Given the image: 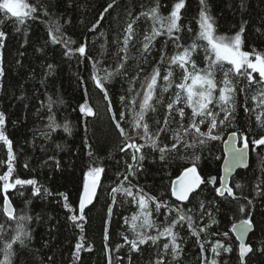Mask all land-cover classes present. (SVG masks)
Wrapping results in <instances>:
<instances>
[{
    "label": "trees",
    "instance_id": "1",
    "mask_svg": "<svg viewBox=\"0 0 264 264\" xmlns=\"http://www.w3.org/2000/svg\"><path fill=\"white\" fill-rule=\"evenodd\" d=\"M34 4L36 0H26ZM47 2V0H46ZM53 5L51 11L59 18L63 25V32L66 37L76 41L69 45L75 49L85 43L88 49V55L94 59H99L100 64L96 66L97 75L102 76L104 70L114 71L120 60L117 55L118 48L122 45L117 43L118 38L126 26L128 19L127 12L131 10L138 14L142 8L146 9L153 5L154 0H50ZM176 0H160L164 5L161 12L167 15L170 8ZM211 14L215 17L218 25V32L233 34L238 30L242 21H247L244 32V49L252 51L255 47L257 51L264 53V0H207ZM109 3L113 7L105 12ZM199 11V0H186V9L182 10L183 24L188 27L198 28L196 17ZM103 15L104 19L100 21L99 27L93 32L89 31L92 24ZM0 11V18H5V23L0 26V30L6 33V39L3 41L5 47L0 49L2 57V66L5 75L0 79V111L6 116L5 134L12 141L15 154L14 178L35 179L37 187L47 188L52 196H44L43 191L40 196H32V186H17L16 190H10L8 193L17 213L26 210L32 217L28 227L32 232V239L28 242L27 249H21L19 244L14 245L16 255L12 258V264H108V255L112 256V264H120L117 256L124 257L123 264H128L127 256L130 245H125L119 253L105 250L104 232L107 227L109 240L107 241L109 249H115L116 245L123 244L124 241L120 233H124L131 238L130 225L131 217L139 213L138 206L131 202L123 204L124 197L117 193V205L113 206V214L110 223L108 220L107 209L112 203L111 188L117 186V173L125 170V161L131 162L130 153L119 151L122 146L121 137L115 125L112 123V113L107 111V103L103 98V93L95 87L90 79L93 72V62L79 56L78 53L71 58L63 55L67 50L62 44H52L48 34L47 24L42 22L47 18L41 16L39 19L29 20L27 25L21 26V31L17 32L13 26L14 18L10 14ZM150 24L143 18L138 22L137 28L139 34L136 36L135 47L130 46V58L125 65L124 71L128 74L126 77L117 75L113 81L107 85L109 97L113 105V112L128 113L125 105L132 98L128 92L130 87L129 79L139 75L149 74L158 59V52L153 50L148 57L147 63L141 62V57L137 49L140 47V41L143 35V29ZM236 27H233V26ZM25 28L27 35H25ZM260 29L257 32V29ZM103 33V35H101ZM156 41L157 48L160 40ZM182 41L187 45L191 42V35L185 31L182 33ZM105 45L101 49V45ZM21 53L23 55H21ZM103 53V55H101ZM200 67L205 66L203 52L195 56ZM48 65H52L49 70ZM139 65V67H138ZM163 74L164 65H161ZM142 68V71L140 70ZM51 71V74H48ZM180 71L177 70L175 78L179 81ZM219 73L217 78L219 79ZM258 76L257 74L254 77ZM83 81V83L81 82ZM163 81L158 82L159 86ZM136 90H140V80L131 85ZM175 88L170 89L164 94V104L172 96ZM61 99L62 104L54 105L53 112L58 123H68L72 129V134L68 135L63 129H58L52 134L51 140L44 139L38 129L47 131L45 125L47 120V109L41 108L42 104H47V97ZM121 96L126 100L122 103ZM252 93H248L247 106L253 108L254 102L251 99ZM24 97V99H19ZM243 103V97H240ZM81 105L91 107L95 113L93 116H87L80 112ZM37 109H41L37 115ZM158 114L162 117L165 111L163 105L158 106ZM187 111L190 112V109ZM260 113L257 109L255 113L245 114L243 107L238 109V115L233 124L219 129L220 140L210 142L202 152L201 160L198 165V172L202 177L221 176V167L223 161V143L226 137L237 132L249 137V144L252 148L251 163L247 170L237 173L232 180V187L239 195L241 190L235 189V184L239 182L243 188V193L248 199L253 200L254 209L252 210V222L254 231L249 237L248 244L253 247V252L246 258V264H264V252L259 251L264 241V196H257L256 192L264 190V145L254 146L251 139H259L264 136V129L257 126L256 115ZM131 116L126 117V121ZM264 120V116H261ZM126 129L129 127L127 122L122 124ZM206 131V126H202ZM163 143L170 144L171 140L162 137ZM56 144L61 145V149L56 148ZM255 149V150H253ZM93 157H89V152ZM146 159L143 161V169L137 174V179L133 183H138L148 195L157 197L160 200L169 203H178L171 196L170 186L190 166L186 159L179 158L180 155L188 156L191 150L182 151L176 157L169 156L167 163L159 160V153H153L147 147L143 149ZM54 157V159H49ZM216 157H219L217 159ZM95 160V163L92 161ZM0 174L7 171V147L0 142ZM59 161V166H56ZM154 161V162H153ZM25 163L28 167L25 168ZM100 166L105 169L101 175L102 185L92 207L85 211V221H76L84 225V232H81L74 222L69 218L72 214L65 207L67 203L71 208L76 209L78 214L79 199L81 198L84 183V174L89 167ZM122 179V177H121ZM0 181V185H2ZM257 183L260 188L257 189ZM204 191L198 199H203L205 203L212 200L219 201L220 211L213 209L217 224H213L210 231L221 233L218 237H211L224 240L223 233L228 232V243L232 245L231 253L222 252L217 257L220 264H238V243L231 233L232 226L246 216L239 212V206L243 203L246 208V200L235 201L231 198L223 199L216 196L211 185H202ZM24 195H19V192ZM135 191V190H134ZM57 193H63L67 196V201ZM2 196H0V223L6 221L3 214ZM31 203L26 204V201ZM193 203H196L193 201ZM154 208V204L149 203V209ZM164 212V209H161ZM129 219V223H124V218ZM153 217L157 223H162L164 216ZM207 220V218H205ZM137 224L140 220L136 221ZM9 222V229L11 228ZM181 236L188 237L184 244L185 255L183 264H200L199 247L196 245L195 237H190L186 229H180ZM11 235V231H9ZM85 237V248H91L90 251L82 250L79 260L73 259L74 246L79 237ZM2 246V245H0ZM207 247V245H206ZM142 253H131L132 264H151L155 259L152 253L154 249L148 245L141 246ZM211 256V253H206ZM51 257V259H49ZM3 260V253L0 252V261Z\"/></svg>",
    "mask_w": 264,
    "mask_h": 264
},
{
    "label": "snow or ice",
    "instance_id": "2",
    "mask_svg": "<svg viewBox=\"0 0 264 264\" xmlns=\"http://www.w3.org/2000/svg\"><path fill=\"white\" fill-rule=\"evenodd\" d=\"M113 3H116V0H113ZM113 3H109L104 11L107 12L112 8ZM163 6L160 0H154L152 6L146 9L142 8L138 14L131 10L127 12L128 19L121 33L122 38L117 40V43L122 45L118 48L117 55L121 53L123 55H120V60L114 71L105 69L104 74L100 76L96 73V66L101 61L87 54L88 49L85 43H81L75 49L69 47L76 41L66 37L59 18L51 11L53 5L50 0L47 2L46 0H36L34 4H30L26 0H0V11L5 14V18H8L7 14H10V18H14L13 26L17 32L21 31V26L27 25L29 20L35 21L43 16L47 18L42 22L47 24L51 43L62 44L67 49L63 55L71 58L72 55L78 53L79 56L93 62L90 79L94 82L95 87L103 93V98L108 101L107 111L112 113V123L121 137L122 146L119 151L128 153L130 149L132 150L130 153L131 162L126 160L125 170L117 173L119 184L111 188L112 203L107 209L108 220L106 223H110L113 206L118 203L117 193L124 197L123 204L129 203L128 198H131V202L138 206L139 213L131 217V238L123 232L120 233L124 243L116 245L115 249H109L107 243L109 232L107 227L105 228L106 252L119 253L125 245H130L127 261L128 264H132L131 253H142L141 246L148 245L154 249L152 255L155 259L151 261V264H183L184 244L187 243L188 237L181 236L180 229H186L190 237L196 238L195 243L200 249L197 257L200 264H220L217 257H220L222 252L231 253L233 249L232 245L227 242L228 232L222 234L224 240L213 241L211 239V237L221 235L219 232L210 231L212 225L218 223L213 209L216 212L220 211L219 201L214 199L205 203L203 199H198L204 191L201 185H211L217 197L231 198L235 201L246 200L247 205L251 206L249 209L243 203L240 204L239 212L246 218L233 225V229L237 232V239L240 240L238 264H246L245 257L254 250L251 245L244 243V238L254 227L251 217L255 206L253 200L248 199L243 193V186L239 182L235 184V189L241 190L237 195L233 187L229 186V179L233 169L246 166L249 137L235 131L231 133L229 140L232 143L228 149L229 159L225 161L223 175L219 178L216 176L202 177L197 168L201 160L199 152H202L210 142L221 139L219 129L235 122L240 107H243L246 115L260 109V113L256 115V121L257 126L264 129V120H261V116H264V53L257 51L255 47L251 52L244 49V32L247 21H242L238 30L231 35L218 32L216 19L211 14L207 0H199V11L195 18L198 28L188 27L182 23L184 19L182 10L186 9V0H176L167 15L161 12ZM243 6L242 0L241 7L243 8ZM5 18H0V26L5 23ZM141 18L150 22L143 29L142 39L139 42L140 47L137 49L141 62L147 63L148 57L152 55L154 49L158 52V59L154 57L156 64L152 71L142 79L139 75L129 79L128 92L132 94V98L125 105L128 113H116L113 112L107 85L117 75L125 77L128 75L124 69L129 59H134L130 55V46H136L134 42L139 34L136 26ZM103 19L104 16L101 15L92 24L89 31L94 32ZM185 31L191 35V42L187 45L182 41V33ZM256 31L259 32L260 29L258 28ZM25 35H27L26 28ZM158 38L163 39L160 40L157 48ZM5 39L6 33L0 30V49L5 47L3 42ZM104 48L105 45L102 44L101 49ZM201 52H203L204 67H200L195 59V56ZM21 55L23 54L21 53ZM161 65L165 66L163 74ZM52 67V65H48L49 70ZM140 70L142 71V68ZM177 70L181 73L179 81L175 78ZM218 73L220 74L219 79L217 78ZM254 73H258V76L254 77ZM48 74H51V71ZM4 75L5 70L2 66V57H0V79ZM137 80H140V90L131 86ZM161 80L163 84L159 86V94H157L158 82ZM81 82L83 83V81ZM172 88H175V91L165 105L164 94ZM249 92L252 93L251 99L255 105L251 109L247 106ZM240 97H243V103L240 102ZM19 99L22 100L24 97ZM120 100L123 103L126 97L121 96ZM62 103L61 99H53L48 96L47 104L41 105V108H46L48 112V123L45 125L48 130H38L46 140H51L52 134L61 128L68 135L72 134L69 124L58 123L53 112L54 105ZM161 105L165 108L162 117L158 114V106ZM188 109L190 112L187 111ZM79 110L87 116L95 115L93 109L86 105H81ZM40 111L41 109H37V115ZM128 115L131 116V119L126 121ZM5 121V114L0 111V142L7 147V171L0 174V181L3 182L0 185V196L3 197V214L7 218L4 223H0V245H2L0 252L3 253V260L0 261V264H12V258L16 255L14 245L18 243L21 249H27L28 242L32 239V232L28 227L32 217L27 214L26 210L17 213L10 203L8 193L10 190H16L17 186L23 188L26 185L32 186V196H40L42 191L44 196H52L53 193L43 186L37 187L38 182L35 179L13 177V161L16 157L12 141L4 131ZM124 122L129 125L127 129L122 126ZM202 126H206V131L202 130ZM162 137L170 138L171 143H163ZM240 141H242V147H237L236 145ZM251 143L254 146L264 145V136L259 139H251ZM146 147L153 153L158 152L159 160L165 163L169 156L176 157L182 151L191 150L190 155H180L179 157L186 159L190 166L184 169L179 179L170 186L171 196L178 203L173 204L150 196L138 183L132 182L137 179V174L143 169V161L146 159L143 149ZM56 148L61 149V145L56 144ZM88 155L93 157L91 151ZM216 158L219 159V157ZM49 159H54V157H49ZM92 162L95 163V160ZM0 163L4 162L0 161ZM56 166H59V161H56ZM24 167L27 168L28 164L25 163ZM103 173H105L103 167L95 166L89 167L84 174L83 196L79 199L78 214H76V209L71 208L67 203L64 204L69 212L74 213L69 218L81 232H84V225L76 223V221H85V208L93 203ZM259 188L260 184L257 183V189ZM19 195L23 196L24 193L21 191ZM57 195L62 196L65 201L68 199L63 193H57ZM256 195L264 196V190L257 191ZM150 202L154 204L152 209H149ZM25 203L29 204L31 201ZM161 209H164V212H161ZM153 213L156 217L163 215V222L157 223ZM138 220H140L139 224L136 223ZM9 222L12 225L10 229ZM124 223H129L127 217L124 218ZM9 231H11V235H9ZM84 240L85 237L81 235L76 242L72 254L74 260H79L82 250H91L90 247L85 248ZM261 243L264 245V241ZM259 251L264 252V247H261ZM209 252L211 256L206 254ZM116 259L120 261V264H123L124 257L122 255L117 256ZM108 264H112L110 254L108 255Z\"/></svg>",
    "mask_w": 264,
    "mask_h": 264
},
{
    "label": "water",
    "instance_id": "3",
    "mask_svg": "<svg viewBox=\"0 0 264 264\" xmlns=\"http://www.w3.org/2000/svg\"><path fill=\"white\" fill-rule=\"evenodd\" d=\"M230 135H231V133L226 137V139H225V141H224V143H223V161H222V167H221V176L223 175V170H224L225 161L229 159V156H228V149L231 147V143H232V141L229 140ZM236 146H237V147H242V141L238 142ZM251 154H252V148H251V146H250V144H249V149H248V156H247L246 166H242V167H238V168L233 169V172H232V174H231V176H230V179H229V186H230V187H231L232 180L235 178V176L237 175V173L240 172V171H243V170H247V169L250 167V163H251ZM181 175H182V174H181ZM181 175H180V176H181ZM180 176H179V177H180ZM179 177L176 178L174 181L178 180ZM174 181H173V182H174ZM101 185H102V177H101V180H100V184H99V186H98L97 189H96V196H95L94 199H93V203L90 204V205H88V206L85 208V211L88 210L90 207H92L93 204L95 203L96 198H97V196H98V193H99V191H100V187H101ZM201 187H202V185H201ZM82 196H83V191H82V195H81V197H82ZM173 198H174V197H173ZM174 200H175V198H174ZM10 203H11V205L13 206V204H12L11 201H10ZM13 207H14V206H13ZM239 222H240V221H239ZM239 222H237V223H235V224H238ZM253 231H254V227H253V229H251V230L249 231L248 235L244 238V243L248 244L249 237H250V235L253 233ZM231 233H232V235L234 236V238L236 239V241H237V243H238V250H239L240 240L237 239V232H236V230L233 229V226H232V228H231ZM249 254H250V253H249ZM249 254H248V255H249ZM247 257H248V256L245 257V260H246Z\"/></svg>",
    "mask_w": 264,
    "mask_h": 264
},
{
    "label": "rangeland",
    "instance_id": "4",
    "mask_svg": "<svg viewBox=\"0 0 264 264\" xmlns=\"http://www.w3.org/2000/svg\"><path fill=\"white\" fill-rule=\"evenodd\" d=\"M255 74H257V75H258V73H254V74H253V76H254Z\"/></svg>",
    "mask_w": 264,
    "mask_h": 264
},
{
    "label": "bare ground",
    "instance_id": "5",
    "mask_svg": "<svg viewBox=\"0 0 264 264\" xmlns=\"http://www.w3.org/2000/svg\"><path fill=\"white\" fill-rule=\"evenodd\" d=\"M231 187H232V183H231Z\"/></svg>",
    "mask_w": 264,
    "mask_h": 264
}]
</instances>
